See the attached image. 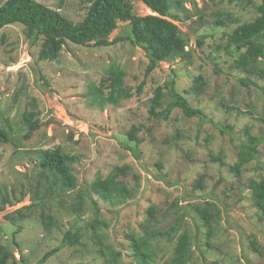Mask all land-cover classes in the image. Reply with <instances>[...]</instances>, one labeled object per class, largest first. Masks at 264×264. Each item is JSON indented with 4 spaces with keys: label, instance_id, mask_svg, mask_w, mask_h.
Here are the masks:
<instances>
[{
    "label": "rangeland",
    "instance_id": "obj_1",
    "mask_svg": "<svg viewBox=\"0 0 264 264\" xmlns=\"http://www.w3.org/2000/svg\"><path fill=\"white\" fill-rule=\"evenodd\" d=\"M36 1L78 22L92 0ZM129 1L135 14L151 13L140 0ZM252 3L195 0L192 5L186 1L191 9L188 17L179 12L181 19L173 22L188 38L190 57L161 61L146 75L143 49L128 40L109 46L66 42L56 59L39 60L40 39L31 43L23 25L0 29V125L10 128V141L0 142V243L12 248L16 259L22 258L19 264H38L44 252L60 244L67 230L79 231L80 243L61 247L43 264H107L90 239L93 221H98L101 241L120 253L116 264H141L131 255L130 238L144 235L145 228L167 230L178 218L182 221L178 233L187 231L193 241L188 264H264V216L249 186L250 181L264 177V60L261 73L235 67L236 55L226 37L233 25L213 24L215 14L225 11L240 22L253 19L257 13ZM126 29L127 22H117L109 39L125 35ZM112 62L125 70L123 86L131 95L100 107L90 98L89 88L99 84ZM198 75L207 81L205 89L186 96L190 105L202 109L201 118L186 117L178 108L166 120L148 114L157 85L174 79L183 92ZM240 79H247V84ZM24 111H33L40 123L26 138ZM133 125L140 128L136 133L141 140L139 157L127 137ZM225 126L231 128L225 130ZM245 130L261 142L256 158L235 174L230 167L237 161V146L246 138ZM56 146L76 159L71 164L76 187L59 190L52 178L42 179L38 196L51 197L19 218L12 212L31 203L30 189L41 179L34 152ZM123 165L128 168L119 179L135 189L132 197L109 202L88 192L95 177H105L113 167ZM23 192L17 202L2 204V196L15 199ZM79 192H88L84 209L73 214L70 200ZM206 201L220 212H210L217 218L208 225L195 210ZM41 208L53 214L57 226L45 230L38 215ZM16 225L20 226L14 236L17 247L11 242ZM154 243L157 254L152 264H162L173 242ZM8 264L14 263L9 260Z\"/></svg>",
    "mask_w": 264,
    "mask_h": 264
},
{
    "label": "trees",
    "instance_id": "obj_2",
    "mask_svg": "<svg viewBox=\"0 0 264 264\" xmlns=\"http://www.w3.org/2000/svg\"><path fill=\"white\" fill-rule=\"evenodd\" d=\"M150 10V14L137 15L132 11V5L129 0H92L88 5L84 18L81 21L73 22L63 16L57 9L50 8L36 0H1L0 2V29L11 24H21L25 27V36L33 44L40 39L37 58L39 60H54L59 55L64 43L69 42L76 45L90 46H109L120 40H128L132 45L143 49L148 60L145 75L159 65L161 61H173L177 58L188 59L190 57L187 36L173 22L180 20L179 12L188 17L191 9L185 5L189 1L195 5V0H140ZM213 1V0H207ZM236 0H226L227 3H233ZM247 5L253 0H245ZM254 5L257 15L249 20L240 22L229 11L215 14L213 24L216 26H230L233 29L227 33V46L232 48L236 55L233 60L235 67L246 73H261L263 71L262 61L264 60V0ZM174 9V11H172ZM127 22L126 34L120 37L109 39V35L116 28L117 22ZM226 46V47H227ZM125 70L117 63H110L105 69V76L98 85L92 84L89 88L92 101L103 107L106 104H118L119 100L129 97L131 92L123 86ZM243 85H246L247 79H240ZM207 85V81L202 75L193 78L191 87L183 92L175 87L174 79L165 82L163 85H157L153 89L148 114L155 119L166 120L170 117L172 110L178 108L186 117L201 118L202 109L190 105L187 94L202 92ZM141 85L138 86V90ZM106 91V93H105ZM165 103V104H164ZM23 125L26 127L24 137H29L33 131L40 127L38 119H35L33 111H24L21 117ZM0 125V142L10 141V128ZM231 126H225L229 129ZM140 130L139 126L133 125L127 132L128 140L134 143L133 154L139 157L137 149L141 142L136 133ZM177 136V135H176ZM245 139L239 142L237 146V161L231 165L230 169L235 174H239L241 168L256 158L260 138L245 130ZM36 165L38 175L41 178L37 184L30 189L32 200L29 205H24L12 213L19 218L27 215L44 200L51 196L43 193L39 198L38 193L41 188V180L52 178V182L59 190H71L76 187V178L72 173L71 164L76 160L74 156L65 153L61 147L37 149ZM127 166H115L105 176L95 177L90 185L89 191L96 194L104 201L118 202L133 196L135 189H130L126 183L119 179V176H125ZM199 187L201 184L199 183ZM251 196L254 204L264 216V177L260 180L250 181ZM87 192V193H88ZM86 192H79L70 200V211L73 214L84 209V200ZM24 196V192L15 199L2 196V204L5 202H17ZM44 204V203H42ZM95 205V203H94ZM196 212L201 216L206 225L212 217L211 211L218 215L219 209L212 202L206 201L203 204L195 206ZM10 213V215L12 214ZM149 217L153 216V208L147 209ZM10 215L7 218L11 220ZM40 221L48 230L52 226H57V221L53 214L45 213L42 208L38 212ZM98 222V221H97ZM96 221L90 224V239L94 243V249L99 256L105 259L107 264H116L120 253L113 251L110 246L101 241L102 233L99 232ZM152 222V221H151ZM181 219L178 218L167 230L150 231L144 229V235L132 236L130 239L131 255L141 264H152L155 261L158 243L161 240L173 242L169 257L162 264H188L192 257V238L190 234L180 229ZM20 230L16 225L12 235L11 242L17 247L14 236ZM176 232V233H175ZM209 236V231L206 233ZM82 234L79 231L67 230L60 241V244L44 252L40 257L38 264H43L47 258L57 252L63 246H72L80 243ZM22 257V254H21ZM11 260L14 264H19V260L14 257L12 248L0 243V264H8ZM250 264V263H249Z\"/></svg>",
    "mask_w": 264,
    "mask_h": 264
}]
</instances>
